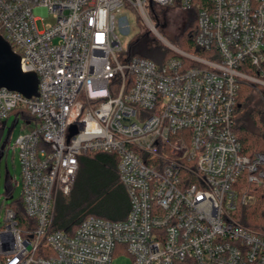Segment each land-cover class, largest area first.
<instances>
[{
	"label": "built area",
	"instance_id": "built-area-1",
	"mask_svg": "<svg viewBox=\"0 0 264 264\" xmlns=\"http://www.w3.org/2000/svg\"><path fill=\"white\" fill-rule=\"evenodd\" d=\"M124 8L168 45L164 62L127 58ZM157 8L196 11L199 53L158 32ZM0 35L39 78L30 98L0 87V138L11 114L22 121L12 148L30 221L6 209L0 264H112L123 253L129 264H264V234L233 216L256 199L239 193L242 178L264 189V153L244 154L235 130L239 85H264V0H0ZM90 152L117 155L128 216L53 229Z\"/></svg>",
	"mask_w": 264,
	"mask_h": 264
},
{
	"label": "trees",
	"instance_id": "trees-1",
	"mask_svg": "<svg viewBox=\"0 0 264 264\" xmlns=\"http://www.w3.org/2000/svg\"><path fill=\"white\" fill-rule=\"evenodd\" d=\"M186 14L188 19L179 36L178 46L185 51L199 53L200 50L195 44L198 27L196 11L190 10ZM158 23L156 20V26L159 27ZM149 39L150 32H144L133 39L126 51L127 58L142 56L159 63L164 62L170 56V52L161 57L162 46L144 42ZM251 72L255 74L256 70ZM117 81L118 79L115 80ZM253 90L249 84L239 85L235 112V130L242 143L243 153L248 156L258 152L264 153V91L258 100L254 101ZM23 116L31 117L26 111ZM118 161L115 153L90 152L81 155L71 193L57 199L53 229L72 233L81 221L90 215L113 221L126 219L130 210V200L126 188L119 179ZM237 188L241 194L254 193L256 199L249 205H238L233 213L234 218L246 227L264 234V189L248 184L244 178L240 180ZM12 189L13 185L7 178L6 199H13ZM8 207L15 210L20 227L23 228L30 222L25 214L22 197L13 200L11 204H6L5 210Z\"/></svg>",
	"mask_w": 264,
	"mask_h": 264
},
{
	"label": "rangeland",
	"instance_id": "rangeland-1",
	"mask_svg": "<svg viewBox=\"0 0 264 264\" xmlns=\"http://www.w3.org/2000/svg\"><path fill=\"white\" fill-rule=\"evenodd\" d=\"M155 13V14H154ZM156 15V17H155ZM150 16L157 28L158 32L169 42L178 46L179 36L183 32L188 14L184 11L170 8H157L153 12L151 10ZM119 25L116 29L117 34L120 36L123 45L128 50L129 44L138 35L144 34V32H150L151 39L144 41L147 44L156 43L162 46L161 57L166 56L167 52H170L168 45L153 32L146 21L141 17L135 15L132 10L126 8L119 14ZM126 17L127 22L124 18ZM156 20L159 21L156 26ZM52 21L51 17H45L43 21H38L37 25L39 29H43L46 22ZM128 26V29H127ZM143 42V43H144ZM172 53L170 52V55ZM157 62V61H156ZM159 63V62H157ZM253 87L254 101L263 94L264 85H254L252 83H246ZM22 121L17 119L14 114H11L6 119V127L1 131L0 138V227L4 224L5 217V205L11 204L13 200L19 199L22 193V181H21V165L20 156L17 151L13 150L14 141L18 135L22 132ZM7 178L10 179V183L13 185V199H6V185ZM130 257L127 254H117L112 264H129Z\"/></svg>",
	"mask_w": 264,
	"mask_h": 264
},
{
	"label": "water",
	"instance_id": "water-1",
	"mask_svg": "<svg viewBox=\"0 0 264 264\" xmlns=\"http://www.w3.org/2000/svg\"><path fill=\"white\" fill-rule=\"evenodd\" d=\"M38 85V75L22 71L20 56L0 35V87L19 91L30 98L38 95Z\"/></svg>",
	"mask_w": 264,
	"mask_h": 264
}]
</instances>
